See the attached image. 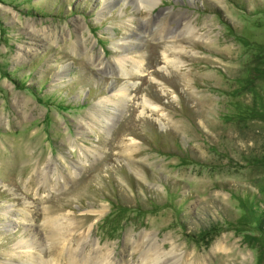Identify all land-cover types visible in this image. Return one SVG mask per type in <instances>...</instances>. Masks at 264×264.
I'll use <instances>...</instances> for the list:
<instances>
[{
    "label": "rangeland",
    "instance_id": "374dc122",
    "mask_svg": "<svg viewBox=\"0 0 264 264\" xmlns=\"http://www.w3.org/2000/svg\"><path fill=\"white\" fill-rule=\"evenodd\" d=\"M124 1L0 0V263L264 264V0Z\"/></svg>",
    "mask_w": 264,
    "mask_h": 264
},
{
    "label": "bare ground",
    "instance_id": "6f19581e",
    "mask_svg": "<svg viewBox=\"0 0 264 264\" xmlns=\"http://www.w3.org/2000/svg\"><path fill=\"white\" fill-rule=\"evenodd\" d=\"M156 0H147L148 3H155ZM128 2L122 0L123 6H126ZM171 63V62H170ZM108 64L118 71H121L125 76L132 75V73H138L140 70V66L142 64V59L140 57H137V59H131L129 61L125 59H113L112 61L108 62ZM121 91V90H120ZM125 91V90H124ZM121 92V96L124 95L125 92ZM29 249H32V247H28ZM158 260L156 256V261ZM150 263L151 260H149ZM0 264H7V263H0ZM39 264V263H37Z\"/></svg>",
    "mask_w": 264,
    "mask_h": 264
}]
</instances>
